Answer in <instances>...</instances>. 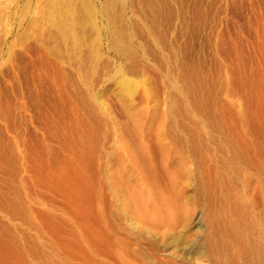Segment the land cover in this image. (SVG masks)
I'll return each mask as SVG.
<instances>
[{"label": "rangeland", "instance_id": "obj_1", "mask_svg": "<svg viewBox=\"0 0 264 264\" xmlns=\"http://www.w3.org/2000/svg\"><path fill=\"white\" fill-rule=\"evenodd\" d=\"M193 118L264 160V0H0V264H91L110 245L96 136L117 123L138 141L143 124L149 145L179 141L188 129L166 127ZM200 179L182 190L203 211ZM249 219L223 259L264 264V221Z\"/></svg>", "mask_w": 264, "mask_h": 264}, {"label": "bare ground", "instance_id": "obj_2", "mask_svg": "<svg viewBox=\"0 0 264 264\" xmlns=\"http://www.w3.org/2000/svg\"><path fill=\"white\" fill-rule=\"evenodd\" d=\"M67 28L72 31L71 25ZM120 84L124 89L129 85L124 78ZM134 125L140 128L138 141H125L117 133V123L110 125L112 135L96 136V210L110 245L96 248L91 264H202L211 259L209 255L216 257L208 264H238L241 250L230 253L227 260L221 253L238 240L242 221L250 218L260 226L258 222L264 221L257 215H264V160L250 155L252 142L231 134L220 122L193 118L188 124L174 122L166 127L167 131L188 129V138L178 141L158 132L149 145L143 124ZM200 152L203 158L198 157ZM114 154L119 159L114 160ZM204 160L209 166L200 171ZM193 175L201 177L200 193L209 198L203 211L182 190ZM167 184L174 186L173 194Z\"/></svg>", "mask_w": 264, "mask_h": 264}]
</instances>
